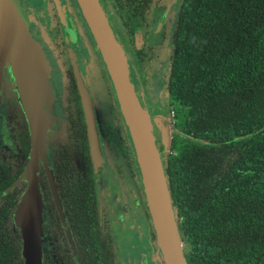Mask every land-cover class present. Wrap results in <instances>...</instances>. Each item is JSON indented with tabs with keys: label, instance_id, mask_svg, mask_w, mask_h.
Instances as JSON below:
<instances>
[{
	"label": "flooded vegetation",
	"instance_id": "flooded-vegetation-1",
	"mask_svg": "<svg viewBox=\"0 0 264 264\" xmlns=\"http://www.w3.org/2000/svg\"><path fill=\"white\" fill-rule=\"evenodd\" d=\"M17 1L48 63L52 125L41 154L33 153L18 86L1 89L0 206L10 208L5 225L16 228L12 213L28 186L25 172L32 148V168L42 200L46 264H165L128 129L76 0ZM99 1L130 61L136 95L150 109L161 151H170L174 144L167 148L155 122L163 121L171 140L176 127L175 114L168 116L165 104L170 58L166 38L172 28L169 19L180 0H151L139 15L121 1ZM83 102L92 108L98 133L101 155L97 162L90 149ZM126 219L130 232L116 239L115 227Z\"/></svg>",
	"mask_w": 264,
	"mask_h": 264
},
{
	"label": "trees",
	"instance_id": "trees-1",
	"mask_svg": "<svg viewBox=\"0 0 264 264\" xmlns=\"http://www.w3.org/2000/svg\"><path fill=\"white\" fill-rule=\"evenodd\" d=\"M118 1L138 15L151 3ZM169 21L174 146L156 141L186 263L264 264V0H180ZM22 194L14 230L0 206V264H24Z\"/></svg>",
	"mask_w": 264,
	"mask_h": 264
},
{
	"label": "water",
	"instance_id": "water-1",
	"mask_svg": "<svg viewBox=\"0 0 264 264\" xmlns=\"http://www.w3.org/2000/svg\"><path fill=\"white\" fill-rule=\"evenodd\" d=\"M76 2L93 35L128 128L146 206L163 261L165 264H187L153 129V118L146 102L136 95L126 53L117 41L99 0ZM18 6L17 0H0V70L4 63L3 56H6L8 62L5 65L7 73L4 80H0V92L3 86L13 81L17 84L25 119L33 137V153L38 154L37 145L41 149L46 146V135L52 125L49 114L51 98L46 85L48 65L39 45L31 38L24 14ZM85 102L88 140L97 162L101 148L92 108H87ZM31 168L32 148L31 163L25 172L27 180L30 179ZM14 215L22 233L24 264H43L41 242L44 222L38 189L35 190L31 185V188L25 190ZM29 218H32V224ZM35 218H38V223L33 222Z\"/></svg>",
	"mask_w": 264,
	"mask_h": 264
},
{
	"label": "rangeland",
	"instance_id": "rangeland-1",
	"mask_svg": "<svg viewBox=\"0 0 264 264\" xmlns=\"http://www.w3.org/2000/svg\"><path fill=\"white\" fill-rule=\"evenodd\" d=\"M27 1H32V0H27ZM19 5V4H18ZM18 7H20V5L18 6ZM20 9H21V11L23 12V14H24V17H25V22H26V26H27V14L25 13V11L20 7L19 8V11H20ZM30 34V33H29ZM31 36V35H30ZM32 38V37H31ZM42 54H43V52H42ZM44 55V54H43ZM45 57V56H44ZM6 56H3V62L4 63H2V67H1V70H0V80H4V77H5V75H6V73H7V71L5 70V65H6V63H8L7 61H6ZM46 59V58H45ZM47 62V61H46ZM47 65H48V63H47ZM49 71V70H48ZM48 71H47V77H48ZM46 85H47V88H48V91H49V83H48V80L46 79ZM50 92V91H49ZM50 98H51V93H50ZM49 113V112H48ZM50 114V113H49ZM50 116H51V118H52V115L50 114ZM157 125H158V127H159V129L162 131V135L164 136V141L167 143V148H169V146H172V144H173V140L171 139L170 140V135H166L167 134V127L165 126V124L163 123V121L161 120V119H156V122H155ZM170 130V129H169ZM48 132H50V131H48ZM48 135V134H47ZM46 135V136H47ZM39 145H37V151H36V153H38L39 155L41 154V152H42V149L40 148V146L38 147ZM29 176H30V179H28V188L27 189H29V187L31 188V185H32V187H34V189L35 190H37L38 189V186H37V182L35 181V170L33 169V168H31V170H30V172H29ZM36 193V192H35ZM39 194H40V192H39ZM40 197H41V195H40ZM31 220H32V218H29V221L31 222ZM126 221L128 222V224H129V226L131 225L130 224V222H129V220L128 219H126L125 221L123 220V222L122 223H120V224H117V226L115 227V234H116V239L117 238H120V239H124L125 237H127L128 236V234H129V232H130V227L128 228V227H126ZM34 223H38V218H35L34 219V221H33ZM31 224H32V222H31ZM127 232V234H125ZM127 235V236H126Z\"/></svg>",
	"mask_w": 264,
	"mask_h": 264
},
{
	"label": "built area",
	"instance_id": "built-area-1",
	"mask_svg": "<svg viewBox=\"0 0 264 264\" xmlns=\"http://www.w3.org/2000/svg\"><path fill=\"white\" fill-rule=\"evenodd\" d=\"M173 115H174V112H173V111H171V116L173 117Z\"/></svg>",
	"mask_w": 264,
	"mask_h": 264
}]
</instances>
